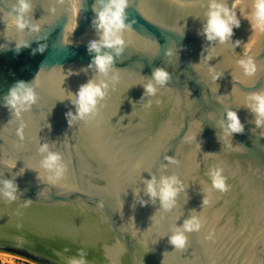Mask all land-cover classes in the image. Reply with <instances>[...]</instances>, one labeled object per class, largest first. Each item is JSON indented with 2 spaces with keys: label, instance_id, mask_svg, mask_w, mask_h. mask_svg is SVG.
<instances>
[{
  "label": "water",
  "instance_id": "1",
  "mask_svg": "<svg viewBox=\"0 0 264 264\" xmlns=\"http://www.w3.org/2000/svg\"><path fill=\"white\" fill-rule=\"evenodd\" d=\"M31 2L46 36L39 42L11 23L16 0H0L7 47L0 51V180L18 186L16 200L0 196V254L29 264H70L81 253L87 264H264V127L246 107L250 94L264 91V32H252L238 12L231 42L209 44L200 35L208 0H129L124 52L106 77L97 76L87 51L98 39L95 0ZM25 39L30 47L17 54L14 41ZM252 39L257 72L246 76L237 61L248 58ZM38 43L46 49L33 55ZM159 68L169 80L148 96L142 85ZM94 78L108 82L106 96L69 127L65 113L75 109L61 99ZM19 81L34 82L37 102L17 118L5 97ZM228 110L237 112L242 134L224 135ZM43 143L65 165L53 183L35 172L49 175L39 163ZM215 168L227 191L212 189ZM171 175L185 188L166 211L145 194L144 181ZM192 215L201 229L174 249L168 238Z\"/></svg>",
  "mask_w": 264,
  "mask_h": 264
},
{
  "label": "clouds",
  "instance_id": "2",
  "mask_svg": "<svg viewBox=\"0 0 264 264\" xmlns=\"http://www.w3.org/2000/svg\"><path fill=\"white\" fill-rule=\"evenodd\" d=\"M242 5L243 0H231V3H229V0H208L200 35L209 44H228L234 35V29H238L241 26L238 12L240 17L250 22L252 32H264V0H252L250 9H246ZM128 7L129 0H95L93 5L95 16L92 23L98 39L90 40L87 43V51L89 54H95L88 68H94L97 76L106 77L114 69V59L119 58L124 52L125 40L123 34L126 28L130 27L126 23V10ZM32 15L31 0H16L15 5L11 7V11L8 13L11 23L19 32L35 36L39 42L46 39V36L41 35L40 20L33 21ZM14 42L17 54H19L22 48L30 47L28 39ZM255 43V39L247 42L244 45V56L248 58H242L237 61L238 66L246 76H253L257 72V66L249 56ZM232 46L239 47L240 41H236L235 45ZM6 48L5 45H0V51ZM45 49V44L38 43V47L33 50V55L37 52L42 54ZM167 55L171 56L172 53L169 51ZM209 71L210 73H214V68L210 66ZM219 76L220 73H215L213 79H218ZM146 80L147 82L142 85L144 92L148 96H154L157 92V86H164L168 82L169 73L159 68L154 70L151 77L146 78ZM33 84L34 82L29 85L26 82L19 81L9 90V94L5 97V106L15 117L20 118L22 113L29 111L36 104L37 95ZM108 87L109 85L106 80L94 78L81 84L74 94L67 92L66 97L61 99L60 102L68 100L75 109V112L68 111L65 113L68 126L71 127L75 120H84L93 114L97 109L98 103L106 96ZM247 100L246 107L256 117L254 121L255 125L257 127H264V91L250 94ZM226 119L228 123L224 130V135L231 136L243 133L244 128L236 111L228 110L226 112ZM48 127L50 128L51 125L48 124ZM38 153L41 157L39 162L40 168L49 174L47 177H42L40 172L32 170L37 173L38 180H46L48 183H53L64 175L66 169L59 152L53 151L49 144L43 143L39 144ZM16 164L12 165L13 169L16 168ZM25 170V168H21L18 175H23ZM208 176L212 189L220 192L228 190L227 178L224 176L221 168L211 169ZM14 179L0 180V196L9 201L17 199L18 186L14 182ZM144 184L145 194L153 202L159 200L161 207L166 211L175 207L176 197L185 188L182 181L175 175L161 176L159 180L155 176H152L151 179L145 180ZM134 196L139 197V191L134 192ZM140 203L143 206L147 201H140ZM208 203L209 201L205 197L203 204L207 205ZM201 227L202 221L200 217L192 215L184 222L182 227L175 228L173 234L168 238L169 244L174 249H184L188 244V236L186 234L198 232ZM70 264H87V261L84 254L81 253L79 259L73 258Z\"/></svg>",
  "mask_w": 264,
  "mask_h": 264
},
{
  "label": "rangeland",
  "instance_id": "3",
  "mask_svg": "<svg viewBox=\"0 0 264 264\" xmlns=\"http://www.w3.org/2000/svg\"><path fill=\"white\" fill-rule=\"evenodd\" d=\"M25 263H27V262L19 260L15 257H11V256L10 257L4 256L0 259V264H25Z\"/></svg>",
  "mask_w": 264,
  "mask_h": 264
},
{
  "label": "bare ground",
  "instance_id": "4",
  "mask_svg": "<svg viewBox=\"0 0 264 264\" xmlns=\"http://www.w3.org/2000/svg\"><path fill=\"white\" fill-rule=\"evenodd\" d=\"M4 256H6V257H10L9 255L0 254V259H1L2 257H4ZM11 257H13V256H11Z\"/></svg>",
  "mask_w": 264,
  "mask_h": 264
},
{
  "label": "trees",
  "instance_id": "5",
  "mask_svg": "<svg viewBox=\"0 0 264 264\" xmlns=\"http://www.w3.org/2000/svg\"><path fill=\"white\" fill-rule=\"evenodd\" d=\"M25 264H28V263H25Z\"/></svg>",
  "mask_w": 264,
  "mask_h": 264
}]
</instances>
